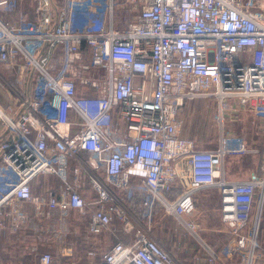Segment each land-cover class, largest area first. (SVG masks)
<instances>
[{"label": "built area", "instance_id": "built-area-1", "mask_svg": "<svg viewBox=\"0 0 264 264\" xmlns=\"http://www.w3.org/2000/svg\"><path fill=\"white\" fill-rule=\"evenodd\" d=\"M0 64L20 75L0 76L13 94L9 111L0 104L12 136L0 150V232L37 231L27 205L62 224L76 212L91 235L114 237L101 264H182L152 235L162 212L209 263L264 264V150L259 175L233 180L225 166L260 152L231 122L247 108L264 132V0H0ZM199 97L217 102L215 148L180 134L181 107ZM43 174L60 189L35 193ZM211 188L231 234L218 248L198 214ZM31 249L55 264V252Z\"/></svg>", "mask_w": 264, "mask_h": 264}, {"label": "rangeland", "instance_id": "rangeland-1", "mask_svg": "<svg viewBox=\"0 0 264 264\" xmlns=\"http://www.w3.org/2000/svg\"><path fill=\"white\" fill-rule=\"evenodd\" d=\"M9 70H11L10 67L0 64V76L8 83L18 84V79L20 78L19 73L16 71L9 72ZM23 84L26 85V81H24ZM5 94L6 96L0 90V103L9 111V105L12 104L13 94L9 89ZM206 99H208L209 102L207 101L206 105L200 109L205 111V119L203 120L205 122L204 125L201 128H192L187 133L190 135L203 134L207 137L208 144H210L215 143L217 140L218 131L214 122L217 102L211 97ZM233 101L235 100L233 99ZM231 104H233L232 99ZM195 112L191 116L192 122L194 121L193 118L198 117V111ZM245 129L248 131V128L245 127ZM247 135L249 139L256 135L252 125ZM11 140L12 136L5 125L0 124V150H4V146ZM49 184L53 185L51 182ZM34 188L37 193H42L44 187H42L40 181H38V184H36ZM218 198V191L215 188L201 190L198 194V214L201 217L202 234H204L208 242L216 248L227 242L231 237L228 226L223 222L222 217H220L218 207L220 200ZM156 218L151 230L152 235L162 240L167 250L180 258L182 264L184 263L183 261L189 257L186 255L187 253L184 252L186 248L189 249L190 251H188L191 253L192 248H197L198 246L196 251L204 254L197 240L192 238L189 234L184 233L182 231L184 229L177 224L175 218L165 215L162 212ZM86 219V216L76 212L64 218V224L59 221L55 222L48 219H36L37 223H39V228L36 232L42 236L40 239H47L46 243H49L45 248L42 247L41 251L45 252V250L50 249L52 252H55V264H101L103 252L112 245L114 237L105 232L95 236L91 235L88 232V220ZM27 230L30 231L31 229L23 228L22 234L25 235ZM26 236L31 237V234H27ZM17 245L19 246V244ZM18 251L15 248V252H5L4 246V253L2 252V254L3 256L6 255L5 259L11 264H27L22 257L30 260L34 259L36 255V252L32 251L30 247L27 250L24 249L22 251L18 249ZM10 254H13V256H10Z\"/></svg>", "mask_w": 264, "mask_h": 264}, {"label": "crops", "instance_id": "crops-1", "mask_svg": "<svg viewBox=\"0 0 264 264\" xmlns=\"http://www.w3.org/2000/svg\"><path fill=\"white\" fill-rule=\"evenodd\" d=\"M9 72H14V71L9 70ZM24 81H26L27 90H32V88H33L32 87L33 86V76L26 73V77L23 78V82ZM0 90L6 96L5 93L8 89L5 86V84H3V85L0 84ZM207 101L209 102V100L206 99L205 97H199V98H194L192 100H187L185 102V104L180 109V111H182V112L179 113V116L181 118H183V120H184L180 134H182V136H184L185 138H188L191 140L194 139L197 147L210 149V148H215L218 144V136H219L218 132H217L216 142L210 143V144H208L207 137H205V135H203V134L190 135L189 133H187L192 128H195V129L197 127L201 128L204 125L205 122L203 120L205 119V116H204L205 111L200 110V109H202V107L206 105ZM196 110L198 111V114H197L198 117L193 118L194 121L192 122L191 116ZM215 114H216V112H215ZM215 114H214V122L216 124V128L218 131ZM199 121H200V123L198 124ZM259 123H260V121H258V119H255L254 115L247 108L241 109L238 113V118L231 122V127H233L235 130H241V129L246 127V128H248V131L247 130L246 131L249 132L251 125L253 126L254 132L256 133V135L252 136L253 138H250V141L257 148L260 149V152L227 157L226 162H225V166H226V171H227V177H229L230 179L244 180V179L250 177L251 174H254V173L257 175L261 174V172H262L261 160H262V155H263V150H264V132L262 130V125ZM74 167H75V164H72L71 170L74 169ZM71 176L73 177V173H71ZM38 181H40L42 187H44L43 192L46 189H48L49 187H52V188L54 187L56 190H58V189H60V185H62V180L57 175H51L50 176L47 174H43L42 176H39L32 184L33 185L32 188L34 189L35 193H37V192L35 191L34 187L36 186V184H38ZM50 182L53 185H50L49 184ZM43 192L39 193V194H43ZM219 206H220V204H218V207ZM26 208H27L29 215L31 216L30 217L31 223L36 224L37 218L34 216V213L32 210L33 208L30 205H27ZM87 220H88V218H87ZM37 224H39V223H37ZM88 224H89V221H88ZM26 228L31 229L29 232H31V236L35 237V239L33 241H31L26 236L27 234H30L28 232V230L26 231V234L24 235V234H22L23 233L22 229L20 231H14L10 225H8V227L4 228L0 232V257H1L2 264H11L5 259L6 255L3 256V254H2V252L4 253V246H5V252H11V251L15 252V248L17 251H18V249L23 251L24 249L27 250L29 247L31 248L33 245H36L39 252L42 253L41 248L42 247L45 248V246H47V244H49V243H46L47 239L46 240L40 239V238H42V236L40 234H38L35 230H33L32 226H27L24 229H26ZM182 231L184 233H186L184 230H182ZM261 232H262V238H263V242H264V220H263ZM41 241H44V243ZM17 244H19V246ZM196 249H198V246H197V248H192L191 253H189V251H190L189 249H187V248L185 249L184 252H186L187 253L186 255L189 257H187V259L183 261L184 262L183 264H212V263H209L208 259L206 258L207 252L205 250H203L204 254H201L198 251H196ZM45 251H52V250L47 249ZM10 256H13V254H10ZM36 258H37V255L34 256V259H30V260L28 258L22 257L24 262H26L27 264H37ZM101 263H102V260H101ZM219 263H221V264H240L237 260H225V261H221ZM219 263L214 262L213 264H219Z\"/></svg>", "mask_w": 264, "mask_h": 264}, {"label": "trees", "instance_id": "trees-1", "mask_svg": "<svg viewBox=\"0 0 264 264\" xmlns=\"http://www.w3.org/2000/svg\"><path fill=\"white\" fill-rule=\"evenodd\" d=\"M118 191V190H117ZM119 192V194H121V192L120 191H118ZM83 193L85 194V196L86 197H88L89 199H91V200H94V198L96 197V195H95V192H92V190L90 189V188H85V189H83ZM73 213V212H72ZM71 213V214H72ZM263 213H264V210H263ZM70 215V214H69ZM88 218V217H87ZM87 220V219H86ZM263 220H264V214H263V218H262V223H261V229H260V232H261V230H262V224H263ZM89 221V220H88ZM87 224H88V222H87ZM29 232V231H28ZM30 234H31V232H29ZM27 238H29L31 241H33L34 239H35V237H33V236H31V237H28L27 236ZM28 241V240H27ZM259 241H260V243L262 244V245H264V242H263V238H262V232H261V234H260V237H259ZM41 242H44V241H41ZM217 263H219V262H217Z\"/></svg>", "mask_w": 264, "mask_h": 264}]
</instances>
